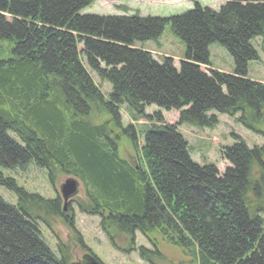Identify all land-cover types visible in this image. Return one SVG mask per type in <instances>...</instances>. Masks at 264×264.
I'll return each instance as SVG.
<instances>
[{
	"label": "trees",
	"instance_id": "1",
	"mask_svg": "<svg viewBox=\"0 0 264 264\" xmlns=\"http://www.w3.org/2000/svg\"><path fill=\"white\" fill-rule=\"evenodd\" d=\"M92 1L0 0V168L33 164L76 177L89 202L80 210L98 215L111 240L126 236L128 250L139 231L154 246L151 234L181 249L183 264H264V143L248 148L238 138L223 147L228 165L220 173L192 161L177 131L214 127L219 113L237 115L264 140V83L247 78L259 58L254 38L264 51V0H228L218 10L195 3L164 18L83 13ZM166 24L185 46L177 66L135 46L156 41ZM213 43L231 56V72L201 68ZM88 69L109 82L108 93ZM149 106L178 111L177 123L156 112L137 136L131 123L122 126L121 107L137 121L149 118ZM93 113L107 122L92 124ZM118 134L133 143L142 135V167L119 156ZM0 184L16 195L14 205L0 196V264H67L37 224L38 210L61 214L58 201L1 172ZM137 252L151 264L163 259L157 247Z\"/></svg>",
	"mask_w": 264,
	"mask_h": 264
},
{
	"label": "rangeland",
	"instance_id": "2",
	"mask_svg": "<svg viewBox=\"0 0 264 264\" xmlns=\"http://www.w3.org/2000/svg\"><path fill=\"white\" fill-rule=\"evenodd\" d=\"M226 1L228 0H93L84 9V12L100 16L139 15L164 18L181 14L193 8L195 3L218 10ZM252 43L257 50L259 58L248 63L247 78L264 83V51L261 46V38H254ZM135 46L149 51L157 61H160L164 56H168L176 66L183 58L185 50L183 42L178 40L173 34L169 24L165 25L156 41L136 43ZM79 49H81L80 44L78 45ZM208 49L209 66L203 65L201 68L203 70L211 68L222 72H231L233 60L229 53L217 43L211 44ZM82 63L85 68H88L85 59H82ZM88 71L100 90L104 94L108 93L111 88L109 82L98 78L90 69ZM156 112H158L163 123H177L178 111L173 109L164 111L156 106H149L145 108V114L149 116V120L140 118L137 121H132L123 107H121L122 126L126 127L131 123L132 127H135L134 133L137 136L140 129L154 122L153 119H156L157 116ZM214 115L218 121L214 127L198 128L187 124H179L177 131L186 141L192 161L198 164H213L221 173L228 165V161L222 156L223 147L232 145L238 138L248 148L260 146L264 143V140L260 134L254 133L236 122L235 118L237 115L235 117L219 113H214ZM106 120L107 116H101L96 113H93L91 117V123L95 125L107 122ZM118 135L115 140L118 145L119 156L136 168L138 166L139 168L142 167L138 150L143 145L142 135L135 138L134 143L129 137L122 134ZM0 172L3 179H10L17 188H22L44 200L54 199L58 201L61 214L54 215L50 210H38L39 218L37 219V224L49 248L57 257H63L67 264L81 261L84 253L92 254L102 264H151L139 258L137 252L139 246L149 250L157 247L163 256V259L158 260L157 263L175 264L181 262L183 264L189 260L185 252L166 242L157 234L149 235L151 240L155 242L156 246H154L141 232L136 231L134 242L131 244L134 245L135 249L128 250V238L116 233L112 236V240L117 244L116 246L100 228L99 216L80 210V207L81 209H87L89 202L87 201L83 185L72 175L60 173L58 170H53L50 173L47 169H40L33 164L25 168H0ZM70 177L78 181L77 194L73 198H69L64 205L60 186ZM0 196L9 204L14 205L16 203L15 193L1 184ZM80 203L82 204L81 206ZM260 216L264 220V212H261ZM109 234L110 236L113 235L111 229Z\"/></svg>",
	"mask_w": 264,
	"mask_h": 264
},
{
	"label": "water",
	"instance_id": "3",
	"mask_svg": "<svg viewBox=\"0 0 264 264\" xmlns=\"http://www.w3.org/2000/svg\"><path fill=\"white\" fill-rule=\"evenodd\" d=\"M78 181L74 178H67L65 183L60 186L61 196L64 205L67 203L68 199L74 196L77 192ZM70 264H101L94 256L86 254L82 256V261L72 262Z\"/></svg>",
	"mask_w": 264,
	"mask_h": 264
}]
</instances>
